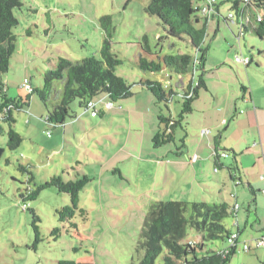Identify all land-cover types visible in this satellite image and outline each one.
<instances>
[{
  "label": "rangeland",
  "instance_id": "obj_1",
  "mask_svg": "<svg viewBox=\"0 0 264 264\" xmlns=\"http://www.w3.org/2000/svg\"><path fill=\"white\" fill-rule=\"evenodd\" d=\"M236 1L238 9L233 5L234 0H216L219 12L207 23L202 44L203 48H207L204 81L210 88L218 86L219 97L218 101L214 102L218 105V116L219 113L223 116V109L227 103L228 107L232 108L235 98H238L241 106L245 105L240 100L243 92L240 88L241 79L245 81L244 85L247 87L246 97L252 95L251 106L258 107L260 112H264V39H260L253 31L256 25V12L244 8L243 1ZM21 2L19 8L13 9V14L18 19V25L13 28V33L17 37L16 50L10 58L8 70L0 75L8 96L24 97L28 94L27 89L22 88L24 78L29 79L33 87L41 88L44 74L56 66L59 57L80 60L98 54L103 40L100 18L110 15L114 26L112 51L121 60V64L115 68V73L131 85L132 91L130 97L113 104L134 101L136 95H139L137 91L145 89L140 81L157 80L166 90L171 88L176 95L167 107L159 103L156 109L161 110L166 116L177 118L181 109L179 95L192 80L191 74L178 76L166 68L158 72L142 71L138 67L140 42L146 35L152 52L148 59L155 61H159V57L166 54H194V49L186 39L179 40L167 36L158 19L145 13L147 0H21ZM201 3L202 1L198 2ZM230 14L233 19L229 18ZM203 21L201 18L200 25ZM241 22L248 28L244 33ZM236 55L251 57V64L244 66L235 63ZM215 61L218 62V83L215 80L214 83V77H210L209 73L212 71H207ZM54 87L59 91L62 88L60 84H55ZM199 92L203 93V89ZM98 99L95 98L93 101ZM197 101H193L195 107ZM101 102L105 103V99ZM52 105V98L45 105L36 93H32L29 105L20 111H14L16 118L14 128L23 138L20 146L10 151L6 147V133L0 136V146L4 148L0 159V264H56L58 260L82 259L92 264H136L143 253L136 247L141 240L145 215L149 205L158 198L178 201L190 198L198 200L196 202L210 204L221 202L220 195L215 196V192L208 188L204 189L208 201H203L198 191L189 195L185 193L186 191L179 192L173 183L166 187V191H160L161 182L158 180L156 182L157 174H154L153 168L144 163L141 165L142 169L137 170L132 160L122 161L125 157L123 154L101 168L103 176L99 179L96 172H99L100 162L107 161L109 154L113 153L126 134L121 130L113 134L114 141L106 139L99 144L93 141L90 143L87 136L82 139L84 144H79L75 139L62 141L64 153L49 159L45 153L40 152V146L48 148L49 143L46 142L49 136L46 130L49 131V128L38 130L36 125L31 124L33 128L26 125L30 119L34 121L36 118L37 121L44 123L47 113L52 110ZM79 105L78 99L72 101L69 106L70 112L73 106ZM201 106L205 107L203 100ZM78 110L83 111V108L79 106ZM84 112L87 115L81 118L80 122H86L88 125L86 127H89L91 124L88 118L89 110ZM228 119L219 125L218 136L221 148L225 146L226 149L225 162L230 163L232 153L228 145L235 139L240 138L243 141L247 134L240 129H236L234 134L226 131L225 123H228ZM4 128L7 131L6 125ZM78 128L79 134L84 126L80 124ZM93 133L97 132H91V135ZM183 137L184 132L177 127L174 129V142L154 148L152 140L149 141L147 135L145 136L147 146H144L142 157H146L148 150L156 153L166 147L175 150ZM65 154L81 160L82 164L78 166L80 174L84 172L91 181L79 194L78 206L82 211H76L71 219L61 222L58 211L70 204L67 193L59 192L55 187H47L34 199L26 200L24 196L49 180L51 176L60 175L64 180L67 179L62 168ZM120 160L122 164L118 166L121 167H115L116 162ZM117 168H121L126 179L120 176ZM218 172L222 175L226 170L218 168ZM71 173L75 177L74 171ZM206 174L207 177L215 175L212 165ZM178 175L180 176V173ZM188 178L184 177L181 182ZM153 182H156V185H152ZM207 184L215 185L212 180ZM186 187V184L183 185L184 190ZM237 188L240 186H236ZM232 189V183L227 181L221 194L230 204L233 203L229 197ZM247 191L249 197L245 201L240 200L237 215L242 236L238 238L239 243L227 264H264V246L257 245L258 239L264 238V208H258V214L255 215V204L248 206L254 194ZM258 194L261 197L263 195L256 192V195ZM189 214L188 208L186 216ZM232 221L230 216L223 220V224L230 228ZM34 224L37 226L39 240H36ZM185 240L200 241L197 232L189 226ZM244 243L249 246L248 250H243ZM222 244L221 240L208 242L203 252L209 249L217 250ZM163 255L164 253L160 254L154 264H163Z\"/></svg>",
  "mask_w": 264,
  "mask_h": 264
},
{
  "label": "trees",
  "instance_id": "obj_2",
  "mask_svg": "<svg viewBox=\"0 0 264 264\" xmlns=\"http://www.w3.org/2000/svg\"><path fill=\"white\" fill-rule=\"evenodd\" d=\"M147 1L145 13L158 19L166 30L167 36L179 40L186 39L190 47L194 49V54H166L159 57V61H155L148 59V55H151L152 52L147 36L144 35L142 42H140L141 53L138 57V67L142 71L158 72L166 68L170 73L178 76L191 74L192 77V80L186 84L179 95L181 98V109L177 118H172L170 115L166 116L159 110L158 129L152 137L153 147L157 148L174 141V129L177 127L185 129V119L193 110V101L198 97L200 90L206 89L203 77L206 73L204 68L207 48H203L202 44L206 35V20L208 17L200 12L199 7L201 4H198V2H203V0ZM21 5V0H0V75L8 70L10 58L16 50L17 37L13 33V28L18 25V19L14 16L13 9L19 8ZM233 5L238 9L236 0H234ZM244 8H249L256 12V16H261V20L256 21L253 31L260 39H264V0H253L245 5ZM200 17L205 18V21L202 26L198 27L196 24ZM100 24L103 30V40L98 54L80 60L59 57L56 66L48 69L44 74L41 88L33 87L30 80L24 78L22 88H26L24 81L27 80L30 85L28 89L26 88L28 94L24 97H10L7 94L5 84L0 78V136L6 133V147L8 150L13 151L22 143V136L14 128L16 124L14 111H20L29 105L32 93H36L40 101L45 105L52 98V110L47 113L44 119L45 124L50 129L63 125L67 120L76 117L74 112H70L69 107L70 103L75 99H78L80 106L89 110L90 114L95 111V115H97L96 106L103 99L113 105L114 102L126 99L132 95L131 85L122 76L115 73V68L121 64V60L112 51L111 39L114 26L110 15L102 16ZM241 28L243 33L248 30L247 25L244 23H241ZM251 62L252 59L249 57V62L243 65L248 66ZM55 84L61 85L60 91L54 87ZM140 84L152 94L156 104L163 103L165 107L176 95L171 88L166 90L161 82L157 80L146 79L140 81ZM95 98L99 99L93 101ZM89 101L94 103L91 109L87 108ZM4 125L7 126V131ZM47 132L50 137V131ZM217 141H219V136L214 138L215 144ZM225 151V149L222 150L220 147L213 148L212 157L216 161L215 170L223 167L217 160L219 161L221 157L227 156ZM3 153L4 148L0 146V159ZM222 154L224 155L222 156ZM21 167L24 169L23 166ZM227 169L230 172L231 180L236 185L240 184L241 180L235 173L237 172L235 162L233 161L229 164ZM68 170L74 171L76 179L64 180L60 175L51 176L49 180L38 185L35 190L24 196L26 200L34 199L42 189L47 187H55L59 192L67 193L70 198V204L58 211L61 222L71 219L76 211L81 210L78 206L80 202L79 194L91 181L87 174L83 172L80 174V170L75 168V166L69 167ZM65 172L69 173L68 171ZM229 197L233 202L232 204L228 200H222L217 204L168 200L154 202L149 205L141 230V240L136 247L137 250H142L143 253L136 264H154L156 258L162 253H164L163 264H227L235 248L230 249L226 255H223L221 251L226 249L228 236L232 232H238L230 231L223 224V220L230 216L233 222L236 220L238 210L235 212L233 207L234 204L238 203L233 193ZM188 208L190 209V214L186 216ZM188 226L197 232L199 242L185 240ZM34 229L36 240H39L35 224ZM215 240L225 241V246L217 250L209 249L203 252L205 244ZM258 241L264 242L263 239H258ZM56 264L92 263L58 260Z\"/></svg>",
  "mask_w": 264,
  "mask_h": 264
},
{
  "label": "crops",
  "instance_id": "obj_3",
  "mask_svg": "<svg viewBox=\"0 0 264 264\" xmlns=\"http://www.w3.org/2000/svg\"><path fill=\"white\" fill-rule=\"evenodd\" d=\"M218 12L217 5L215 13L218 14ZM214 14L206 20V23L213 18ZM201 18L205 21V18L200 17L196 24L198 27L202 26V24L200 25ZM207 71H212L209 75L210 77H214V83H216L215 81L218 83V62L215 61L211 63ZM241 80L242 82L239 80L241 83L240 88L243 92L240 100L245 104L244 106H241L239 100H237L238 98H235L232 103L233 109H230L227 103L223 109V116H220V113L218 116V105L214 103L218 101L219 97L218 86L210 88L206 83V89L203 90V93L198 92V97L195 99L198 100L197 106L195 107L192 103L193 110L185 119V129H182L184 137L182 138L183 140H180V145L176 146L175 150L166 147V149H161L157 153L148 150L145 154L146 157H142L145 151L144 146H147L145 136L149 135L148 139L150 141L156 133L158 129L159 109H156L157 104L154 97L150 95V93H146L148 91H144L145 89L137 91L139 95H136L134 101L120 102L113 104L109 108L106 107L105 103H99L96 106L98 114L95 116H92L90 112L88 114V118L91 121L89 127H86L88 126L86 122H80V119L87 115V113L84 112L86 109L80 105L83 111L78 110L79 106H73L71 111L76 114V117L67 120L63 125L50 129L45 122L37 121L35 117L36 119L34 121H31V119L28 121L26 127L33 128L31 126L32 124L36 125L38 130L43 128L46 130L45 128L48 127L50 129L49 131H53V133L50 132V137H48L49 140L46 142L49 143L48 148L40 146V152L45 153L50 157L49 159L57 154L61 156L64 153L63 151L65 148L62 141L65 142L67 139L70 141L75 139L79 144H84L82 139L87 136L90 143L93 141V143L99 144L106 139L112 141L113 134H116L117 130L125 131V136L119 141L113 153L109 154L107 161L100 162L99 172H96L99 179L103 176L101 174L102 172H100L101 168L106 167L108 164L107 162H112L116 160L120 154H123L125 157L122 161L132 160L136 164L135 167L137 170H141V165L144 163L153 168L154 174H157L156 182L157 180L161 182L160 191H166V187L173 183V185H176L175 188H177L179 192L186 191L185 193L189 195L193 194L194 191H198L203 201H208L209 198L204 191V189L208 188L210 191L215 192V196L219 194L222 201L227 200L223 198L221 194L222 188H224L226 182L229 181L232 183L233 187L230 194L233 193L235 195V200L240 209L239 202L240 200L245 201L248 199L249 194L247 190H249L250 194H254V197L251 198L248 206L253 203L255 204L254 213L256 215L258 214V208H264V112H260V108L258 107L251 106L250 103L253 102L252 95L250 94L249 98L246 97L247 87L244 85L245 81L243 79ZM202 100L204 101L205 107L201 106ZM226 119H228V123H225L226 131L229 130L230 133L234 134L237 131L236 129H240L241 132L247 135L243 141L240 138L237 140L235 139V141H232V143L228 145L232 153V160L230 163L225 162L226 156L221 157L219 161L217 160V162L223 165V167L220 168H225L226 170L223 176V174L221 175L218 172V168L217 170L214 169L216 161L212 157V154L214 147H220L222 150L225 149V146L221 148L222 144L220 141H217L215 144L214 138H218V127L222 121H226ZM80 124L84 126V128L83 131L78 134V126ZM46 131H48V129ZM94 131L97 133L91 135V132ZM149 144H151V142ZM194 155H196L197 158L192 160ZM98 159L100 160V158ZM122 161H117L115 167H121L118 166V164H122ZM233 161L237 166V172H235L236 176L241 180V183L237 185L231 180L230 172L227 169V166ZM81 164L82 162L80 159L73 158L70 154H65L62 168L63 171L69 172L68 174L66 173V178L71 180L76 179L71 173L72 171L68 169L71 166H75V168L78 169V166ZM95 165L97 164H94V166ZM210 165H212V171L216 176H206L208 175L206 171ZM117 169L120 176L126 179L127 177L124 172H122L121 168ZM179 173L181 177L178 175ZM184 177L189 178L181 182ZM209 180H212L215 185L207 184ZM156 182H153L152 185H156ZM185 184L187 187L184 190L183 185ZM236 186H240V188L236 189ZM209 187H213L214 189L211 190ZM256 192L263 194L262 197L259 196V194L256 195ZM163 199L165 198H158L155 202L168 201ZM196 201L198 200H191L188 198L185 202ZM238 211L236 213V220ZM247 224L248 221L246 220V225ZM230 226L231 227L228 228L230 231L236 229V231L239 232L238 238L240 239L242 235L239 221L237 220L236 226H233V221L230 222ZM222 243L223 244L218 247V249L225 246V241H222ZM238 243L237 241V245ZM84 261L86 260H81V262Z\"/></svg>",
  "mask_w": 264,
  "mask_h": 264
},
{
  "label": "built area",
  "instance_id": "obj_4",
  "mask_svg": "<svg viewBox=\"0 0 264 264\" xmlns=\"http://www.w3.org/2000/svg\"><path fill=\"white\" fill-rule=\"evenodd\" d=\"M251 1H253V0H243L244 6L247 5ZM199 8H200L201 14L209 18V17H211L212 14H214L216 12V0H203V2L201 3ZM229 18L233 19V16L230 14ZM260 20H261V16L257 15L256 16V21H260ZM234 61L236 63H242V64L246 65L249 62V57L236 55L234 57ZM24 86L27 89L30 87V85H29L27 80L24 81ZM105 105H106L107 108L112 106L111 102H105ZM93 106H94V103L92 101H89L87 103V108L88 109L93 108ZM91 115H95V111H92ZM223 155L224 154H222V156ZM196 158H197L196 155H194L192 157V160H195ZM238 208H239V205L238 204H234L233 210L235 212L238 210ZM233 225H235V226L237 225V221L236 220L233 222ZM238 237H239V233L238 232H232L228 236L226 249L221 251V253L223 255H226L227 253H229L230 249L236 248ZM257 245L258 246H262V245H264V242L263 241H257ZM242 248H243V250H248L249 246H247V244L244 243Z\"/></svg>",
  "mask_w": 264,
  "mask_h": 264
},
{
  "label": "clouds",
  "instance_id": "obj_5",
  "mask_svg": "<svg viewBox=\"0 0 264 264\" xmlns=\"http://www.w3.org/2000/svg\"><path fill=\"white\" fill-rule=\"evenodd\" d=\"M255 20H256V18H255Z\"/></svg>",
  "mask_w": 264,
  "mask_h": 264
}]
</instances>
